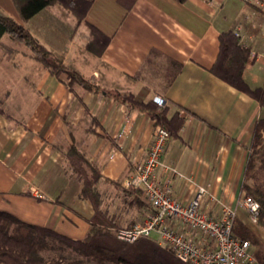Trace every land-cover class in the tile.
Listing matches in <instances>:
<instances>
[{
  "label": "crops",
  "instance_id": "obj_1",
  "mask_svg": "<svg viewBox=\"0 0 264 264\" xmlns=\"http://www.w3.org/2000/svg\"><path fill=\"white\" fill-rule=\"evenodd\" d=\"M0 11L23 22L100 87L72 88L66 73L53 74L25 45L3 34L17 50L0 47V211L84 239L95 209L81 197L83 182L69 167L67 150L75 145L114 181L101 180L99 188L120 225L143 218L147 208L125 201L123 183L145 160L157 122L107 91L133 93L140 101L164 97L168 115L178 113L183 122L163 161L195 180L189 185L176 177L174 194L189 201L196 185L204 184L237 206L264 107L211 67L220 33L233 30L251 48L245 80L253 88L264 84V0H136L131 9L120 0H94L82 21L61 5L45 7L27 21L13 0H0ZM91 24L110 38L98 47L101 53L87 47ZM241 213L246 210L238 207ZM252 251L250 264H263L254 242Z\"/></svg>",
  "mask_w": 264,
  "mask_h": 264
},
{
  "label": "trees",
  "instance_id": "obj_2",
  "mask_svg": "<svg viewBox=\"0 0 264 264\" xmlns=\"http://www.w3.org/2000/svg\"><path fill=\"white\" fill-rule=\"evenodd\" d=\"M185 2L186 0H178ZM17 6L22 21L29 20L40 10L54 3L62 2L73 10L81 20L92 6L94 0H13ZM131 9L136 0H120ZM79 16V17H78ZM79 19V20H80ZM78 20V19H77ZM92 38L87 43L90 50L101 53L102 47L109 42L107 36L96 25L91 24ZM9 33L24 42L32 50V56L39 60L44 67L53 74L60 76L66 73L68 83L73 88L79 84L91 90L100 87L86 79L80 72L70 68L62 57L51 51L38 37H36L21 22L0 11V47H5L2 36ZM220 48L216 62L211 67L212 72L238 89L258 99L264 107V84L251 87L244 78V69L248 61L251 48L244 46L240 35L233 30L220 33ZM101 49H98L99 46ZM116 99L128 102L130 105L148 112L157 123L168 128L171 135H176L183 119L178 113L168 115L169 107H159L154 101H139L133 93L107 91ZM1 108V105H0ZM264 117L255 128L254 142L251 147L246 165L243 195L250 194L260 202L261 211L258 223L264 225V189L261 185L251 186L248 179L257 180V169L264 168ZM69 167L82 180L81 197L90 200L95 213L90 219L86 237L75 240L66 237L53 229L25 222L17 216L0 211V262L4 264H192L180 260L170 248H163L150 238H139L134 242H127L117 237L116 231L121 226L118 216L111 213L106 204V196L99 188L101 180L111 181L102 174L96 163L89 160L75 145L67 150ZM125 201L134 207H142L141 191L134 188H123ZM241 223V224H240ZM131 226V225H130ZM234 230L236 234L259 246L258 254L264 264V244L253 229L246 223L236 219Z\"/></svg>",
  "mask_w": 264,
  "mask_h": 264
},
{
  "label": "built area",
  "instance_id": "obj_3",
  "mask_svg": "<svg viewBox=\"0 0 264 264\" xmlns=\"http://www.w3.org/2000/svg\"><path fill=\"white\" fill-rule=\"evenodd\" d=\"M154 101L159 107L166 103L159 95ZM170 137L168 128L157 123L145 160L124 181V187L141 191L140 198L148 211L131 226L118 228L117 237L127 242L142 237L153 239L161 247L172 249L180 260L192 264H250L255 259L252 242L236 234L234 226L238 207L246 210L250 222L258 223L260 202L246 194L233 206L204 184L196 185L189 201L180 199L173 192L175 178H185L189 185L195 180L163 161ZM115 153L113 147L110 157ZM161 168L164 174H160ZM153 233L157 236L153 237Z\"/></svg>",
  "mask_w": 264,
  "mask_h": 264
},
{
  "label": "rangeland",
  "instance_id": "obj_4",
  "mask_svg": "<svg viewBox=\"0 0 264 264\" xmlns=\"http://www.w3.org/2000/svg\"><path fill=\"white\" fill-rule=\"evenodd\" d=\"M52 5H61L63 6V8H65L67 10V12L70 14V13H73V10L69 7H67L65 3H62V2H57V3H54ZM50 5V6H52ZM75 14V13H74ZM76 16V19H78V21H82L80 18H77V15L75 14ZM79 17V16H78ZM80 19V20H79ZM23 25L24 23L21 22ZM25 26V25H24ZM26 27V26H25ZM28 28V27H26ZM29 29V28H28ZM30 30V29H29ZM91 32V30H90ZM11 38H10V41L11 43H13L14 45L18 44L19 47H22V45H25L29 51H30V54H32V50L30 47H28L24 42H21L20 40L16 39L15 37H13L12 35H10L9 33H7ZM91 34V38H92V32L90 33ZM2 42L5 44V47L9 52L11 50L10 53H14L15 50H17L14 46H10L9 44H6V42H4V40H2ZM16 43V44H15ZM3 48V47H2ZM0 49V53H3L2 50L4 49ZM15 49V50H14ZM33 55V54H32ZM136 98V97H135ZM138 100V99H137ZM140 101V100H139ZM264 136V135H263ZM262 141H264V138L262 139ZM257 180H254V179H248V183L251 185V186H254L255 184H258L261 185V187L264 189V168H258L257 169ZM256 186V185H255ZM114 194V193H113ZM238 221L242 222L244 221L246 223V226L250 227L253 229V231L259 236V237H264V225L263 224H260V223H252L250 222V219L247 215V212H246V215L243 216L242 213L241 214H238ZM250 222V223H249ZM241 224V223H240ZM153 237H156L157 235L155 233L152 234ZM251 240V239H250ZM264 240V239H263ZM89 264H97L96 262L94 261H88Z\"/></svg>",
  "mask_w": 264,
  "mask_h": 264
}]
</instances>
